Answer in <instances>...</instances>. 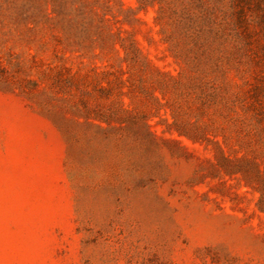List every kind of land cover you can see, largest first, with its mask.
<instances>
[{"label": "rangeland", "instance_id": "obj_1", "mask_svg": "<svg viewBox=\"0 0 264 264\" xmlns=\"http://www.w3.org/2000/svg\"><path fill=\"white\" fill-rule=\"evenodd\" d=\"M0 264H264V0H0Z\"/></svg>", "mask_w": 264, "mask_h": 264}, {"label": "trees", "instance_id": "obj_2", "mask_svg": "<svg viewBox=\"0 0 264 264\" xmlns=\"http://www.w3.org/2000/svg\"><path fill=\"white\" fill-rule=\"evenodd\" d=\"M85 3V2H84Z\"/></svg>", "mask_w": 264, "mask_h": 264}]
</instances>
